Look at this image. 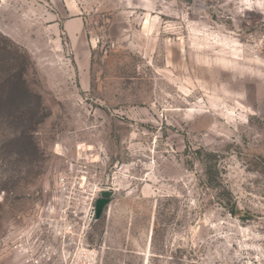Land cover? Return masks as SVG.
<instances>
[{
  "label": "rangeland",
  "instance_id": "obj_1",
  "mask_svg": "<svg viewBox=\"0 0 264 264\" xmlns=\"http://www.w3.org/2000/svg\"><path fill=\"white\" fill-rule=\"evenodd\" d=\"M21 69L0 264L58 232L97 264H264V0H0V99Z\"/></svg>",
  "mask_w": 264,
  "mask_h": 264
},
{
  "label": "built area",
  "instance_id": "obj_2",
  "mask_svg": "<svg viewBox=\"0 0 264 264\" xmlns=\"http://www.w3.org/2000/svg\"><path fill=\"white\" fill-rule=\"evenodd\" d=\"M89 221L95 217V208L88 212ZM60 249L53 251L46 240L33 238L15 240L11 246L14 264H48L54 256L63 264H97V252L87 246L80 237L65 241V235L58 232Z\"/></svg>",
  "mask_w": 264,
  "mask_h": 264
},
{
  "label": "trees",
  "instance_id": "obj_3",
  "mask_svg": "<svg viewBox=\"0 0 264 264\" xmlns=\"http://www.w3.org/2000/svg\"><path fill=\"white\" fill-rule=\"evenodd\" d=\"M23 73L24 70L21 69L16 76V79L13 81L7 82V93L8 97L0 99V110L11 111V112H19L22 108H25L24 103L27 102L28 90L25 88V84L23 82ZM21 116L13 117L15 120H19L22 124L19 132L20 139L25 142H29L31 144L32 135L31 128L37 124V120L35 121V117L33 115L20 114ZM10 118V117H9ZM34 119V120H33ZM11 120V119H10ZM39 122V119H38Z\"/></svg>",
  "mask_w": 264,
  "mask_h": 264
},
{
  "label": "water",
  "instance_id": "obj_4",
  "mask_svg": "<svg viewBox=\"0 0 264 264\" xmlns=\"http://www.w3.org/2000/svg\"><path fill=\"white\" fill-rule=\"evenodd\" d=\"M113 193L114 190L111 188L105 189L101 192L100 198L95 202V220L101 216L103 209L108 205Z\"/></svg>",
  "mask_w": 264,
  "mask_h": 264
}]
</instances>
